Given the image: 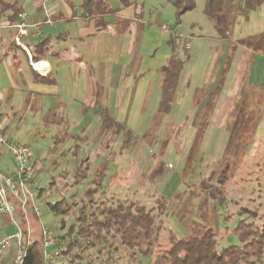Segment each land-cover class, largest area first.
Listing matches in <instances>:
<instances>
[{
	"label": "rangeland",
	"instance_id": "1",
	"mask_svg": "<svg viewBox=\"0 0 264 264\" xmlns=\"http://www.w3.org/2000/svg\"><path fill=\"white\" fill-rule=\"evenodd\" d=\"M19 1L30 16L37 15L38 9H48L54 4L56 13L59 11L58 0ZM69 1L71 0L67 2ZM133 1L142 8L144 27L137 36L138 42L134 44V48H131L132 41L130 50L124 42L123 52L128 53H123L120 61H130L131 67L139 71L136 80L139 81V75L144 74L142 80L146 82L149 79L156 86L159 85L157 80L160 69L172 54L168 40L174 29L185 37H191V55L186 61L206 60L207 54L202 48L211 42L203 38L210 34L214 36L217 32L210 28L211 19L206 13L207 0H195L194 8L186 12L180 22L174 6L166 0ZM114 5L112 3V7ZM64 6L63 3L60 10L63 11ZM68 7L74 10L75 5ZM44 14L42 11L40 16L43 17ZM110 18L106 19L111 20ZM129 18L130 21L124 22L117 19L108 30L116 33L123 23H130L129 28L126 27V35L134 36V30L130 29L133 18ZM162 24L168 25V29H163ZM120 35L118 38L123 40L122 34ZM180 44L182 48L188 45L184 37H180ZM85 70L86 68L75 70L73 77L86 78ZM132 70L129 67L126 69V73L131 74V79L134 75ZM93 76L97 88L101 83L96 65ZM142 92V97L146 96L144 89ZM150 94V101L143 103H149L150 106L136 111L130 121L126 120L127 126L120 132L111 124L108 128L110 136L102 139L98 146H93L91 140L99 133L101 123L99 124L94 111H87L85 115L80 113L82 103H86L83 99H55L53 103L56 106L50 114L48 110H27L25 100H18L19 111L16 117H5L3 121L9 124V141L16 139L32 147L34 156L31 167L37 161L39 163L36 165L39 170L34 171V181L37 189L42 191L38 203L43 218H37L32 211L28 217H24L22 207L16 204V219L24 235L27 233L30 240L43 239V224L51 227L55 234L63 235L75 223L83 204V195L92 185L91 180L96 177L92 172V148L100 153L97 163L106 160L103 156L107 157L109 153L108 166L105 164L106 174L114 175V181L110 185H107L106 179L95 178L101 182V188L94 195L96 203L93 208L99 204L100 197L108 204L138 199L156 214L154 231L145 240L142 250L140 248L133 252L118 246L119 240L115 237L106 243V250L110 253L105 250L99 258L94 259L93 264H165L161 254L175 239L188 232L202 233L208 227H213L218 237L226 236L225 240H219L221 248L232 243L240 244L239 238L228 234L229 230L225 229L228 227L232 230L241 218H247L264 229V118L260 120L254 141L240 149L235 160L226 158L227 161H222L223 150L219 147L222 146L223 133H216L215 128H209L206 138L199 143L198 137L201 134L198 132L202 127L195 125V121H203L200 117L185 116L186 113L183 117L159 118L151 129L154 132L144 136L152 126L159 99L158 90ZM61 103H65L67 108L58 106ZM112 155H115V159ZM88 157L90 163H82ZM6 159L11 160L8 151L4 162H7ZM169 163L175 168L164 178L163 186L158 185V175L152 178V172L154 169L163 170L167 164L171 167ZM5 165L2 163L0 170L6 172ZM86 166L89 168L86 169ZM176 174H179L181 180H178L176 186H170L169 181ZM163 187L169 189L167 193ZM177 189H185L184 194H179ZM63 199L71 203L72 210L67 216L55 214L49 204L62 202ZM224 217L229 219L225 221ZM63 220L65 228H61ZM17 229V225L9 217L0 214V242ZM89 251L95 253L94 257L97 255L96 248H89ZM16 254L17 241L13 239L11 249L0 257V263L13 264Z\"/></svg>",
	"mask_w": 264,
	"mask_h": 264
},
{
	"label": "crops",
	"instance_id": "2",
	"mask_svg": "<svg viewBox=\"0 0 264 264\" xmlns=\"http://www.w3.org/2000/svg\"><path fill=\"white\" fill-rule=\"evenodd\" d=\"M67 1L58 0L57 13L54 7L56 4L48 9H38V14L34 16H30L26 10L24 12L28 24L26 33H20L17 28L21 19L13 24L8 23L6 18L0 19L1 119L16 117L19 111L18 100H25L27 110L33 112L48 110L50 114L56 106L53 103L55 99L75 101L83 99L86 103H82V107L78 108L80 113L85 115L87 111H94L99 118V124L101 123L99 133L91 140L93 146H98L102 139L110 136L108 128L111 124L107 123L106 116L116 118L126 127V120H129L140 108L141 110L148 108L149 103H143L150 101L152 97L150 93L158 90L159 99L155 118L144 136L154 132L151 129L159 118L161 120L168 116L183 117L187 113L185 116L203 118L200 123L195 121V125L202 127L198 132L201 134L198 137L199 143L206 138L209 128H215L216 133H223L222 146L219 147L223 150L222 161L226 158L235 160L239 156V150L254 141L260 120L264 118V4L256 10H248L243 0H234L226 2L220 12L221 16L224 13L228 14L226 20L219 21L209 17L210 28L217 32L214 36L210 34L203 38L211 42L203 45L202 48L207 54L206 60L186 61L191 55L189 53L192 48L191 37L177 33L187 40L188 45L179 52V57L185 60V64L172 109L166 115L160 113L159 102L165 76L162 71L170 56L161 69L159 68L161 72L158 80L156 79L159 82L158 86L149 79L146 82L142 80L144 74L139 75V81L136 80L139 71L131 67L130 61L126 63L120 61L122 54L128 53V51L123 52L124 42L129 49L132 41L131 48H134V44L138 42L137 36L144 27L141 19L142 8L136 1L109 0V4L112 6L114 3L113 7H117L119 12L109 16L111 20L106 19V23L99 24L95 19L89 21L83 18L82 0ZM63 3L65 6L62 11L60 9ZM72 5H75L74 10L68 7ZM68 10L71 11L67 12ZM42 11L45 12L43 17L40 16ZM129 17L133 18L134 23L131 22L130 29L134 30L132 31L134 36L126 35V27L129 28L130 23H123L116 33L108 30L117 19L121 22L130 21ZM163 26L168 27L166 24L161 25L162 28ZM120 34L123 40L118 38ZM17 36L20 38V43L16 41ZM13 41H16L15 44ZM40 43H42L41 51L36 48ZM34 54L38 56L37 59H34ZM41 63L44 70H40L36 65ZM94 65L98 67L101 83L97 88L93 76ZM128 67L133 68L132 79L129 77L131 74L126 73ZM81 68H86V78L73 77L74 71ZM142 89L146 91V96L142 97L144 92ZM58 106L67 108L65 103ZM5 125L8 132L9 124L6 122ZM12 142L20 143L16 139ZM91 150L93 159L91 164L94 166L92 172L96 175L95 178L106 179L107 185H110L114 181V175L106 174L108 172L105 167L110 160L109 153L107 157L103 156L106 160L97 163L100 153L93 148ZM6 151H8L7 147H0V165L5 163L6 172H11L13 170L11 160L6 159L7 162H4ZM113 158L115 159V155ZM88 161L89 157L82 163L89 164ZM38 164L37 161L31 167L34 177L35 169L39 170L36 166ZM174 168V165L171 168L167 164L163 170L154 169L151 177L156 174L158 179L163 174L169 176V171ZM179 179V174L172 176L169 181L170 186H176ZM163 190L167 193L169 189L163 187ZM177 192L182 195L185 189H177Z\"/></svg>",
	"mask_w": 264,
	"mask_h": 264
},
{
	"label": "trees",
	"instance_id": "3",
	"mask_svg": "<svg viewBox=\"0 0 264 264\" xmlns=\"http://www.w3.org/2000/svg\"><path fill=\"white\" fill-rule=\"evenodd\" d=\"M166 1L174 6L178 22L195 6V0ZM232 1L234 0H207V15L219 21L226 20L228 14L224 13L221 16L220 12L226 2ZM243 1L248 10H256L264 4V0ZM81 8L84 19L89 21L95 19L98 24L106 23V18L119 12L117 7L109 4V0H82ZM25 11L26 8L19 0H0V19L6 18L8 23L13 24L20 20V14ZM15 42L13 41L14 44ZM168 42L171 45L172 54L163 67L165 76L159 102L160 113L166 115L172 109L185 64V60L179 57L182 47L177 30L174 29L171 32ZM39 45H36V48L41 51L42 43ZM37 58L38 56L34 54V59ZM105 119L108 124L116 127L117 132L125 128L116 118L106 116ZM166 176L167 174H163L157 180V184H162ZM33 179H35L34 176ZM91 184L83 195V204L79 208L75 223L71 224L65 234H55L56 243L52 248L54 258L50 264H93L94 259L99 258L106 250L108 240L115 237L119 240L118 246L121 245L133 252L140 248L142 250L145 240L154 231L156 214L152 208L142 204L138 199L108 204L100 197L99 204L93 208L96 203L94 195L100 191L101 182L92 179ZM41 195L42 191L39 190V197ZM49 204L55 214L67 216L72 210L71 203L66 202L65 199L56 204ZM224 219L226 221L229 217ZM22 220L24 221V218ZM65 227V220H63L61 228ZM225 230H229L228 234L236 235L240 244L232 243L221 248L219 240H225L226 236L218 237L217 231L213 227H208L202 233L188 232L175 239L162 252L161 257L165 264H264V229H260L247 218H241L232 230L228 227ZM118 246L115 249H118ZM89 248H96L95 257L94 252H88ZM44 263V240H30L25 233L24 264Z\"/></svg>",
	"mask_w": 264,
	"mask_h": 264
},
{
	"label": "built area",
	"instance_id": "4",
	"mask_svg": "<svg viewBox=\"0 0 264 264\" xmlns=\"http://www.w3.org/2000/svg\"><path fill=\"white\" fill-rule=\"evenodd\" d=\"M26 18L27 15L25 13L20 14L21 21L17 24L20 33H26L25 29L28 26ZM163 28L168 29L166 26H163ZM16 41L20 43L19 36H17ZM33 66L36 67L35 64ZM0 147H7L13 165L11 172L0 170V214L9 217L18 227L15 233L8 235L0 242V257L11 249L12 240L16 239L17 254L14 258V264H24L25 235L16 219V204L18 203L22 207L24 217H28L29 212L32 211L38 218H43L41 206L38 203L39 190L35 185L31 172L34 151L28 144L9 141L6 125L1 117ZM170 166L172 167V164ZM43 240L44 264H50L54 258L52 248L56 243V238L54 230L46 224H43Z\"/></svg>",
	"mask_w": 264,
	"mask_h": 264
},
{
	"label": "bare ground",
	"instance_id": "5",
	"mask_svg": "<svg viewBox=\"0 0 264 264\" xmlns=\"http://www.w3.org/2000/svg\"><path fill=\"white\" fill-rule=\"evenodd\" d=\"M37 66H38V68L40 69V70H44V68H43V63H41V64H36Z\"/></svg>",
	"mask_w": 264,
	"mask_h": 264
}]
</instances>
